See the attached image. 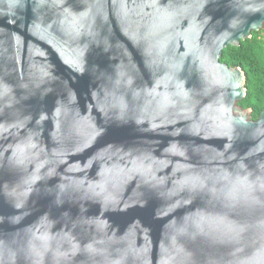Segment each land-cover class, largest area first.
I'll return each mask as SVG.
<instances>
[{"label": "water", "instance_id": "obj_1", "mask_svg": "<svg viewBox=\"0 0 264 264\" xmlns=\"http://www.w3.org/2000/svg\"><path fill=\"white\" fill-rule=\"evenodd\" d=\"M264 0H0V264H264V109L220 62Z\"/></svg>", "mask_w": 264, "mask_h": 264}, {"label": "trees", "instance_id": "obj_2", "mask_svg": "<svg viewBox=\"0 0 264 264\" xmlns=\"http://www.w3.org/2000/svg\"><path fill=\"white\" fill-rule=\"evenodd\" d=\"M220 62L230 68L239 67L245 74V98L238 106L251 111L256 121L264 109V26L238 46L224 48Z\"/></svg>", "mask_w": 264, "mask_h": 264}]
</instances>
